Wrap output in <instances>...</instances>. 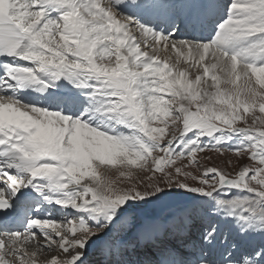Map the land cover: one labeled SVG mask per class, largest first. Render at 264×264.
<instances>
[{
  "label": "snow or ice",
  "instance_id": "obj_1",
  "mask_svg": "<svg viewBox=\"0 0 264 264\" xmlns=\"http://www.w3.org/2000/svg\"><path fill=\"white\" fill-rule=\"evenodd\" d=\"M0 264H264V0H0Z\"/></svg>",
  "mask_w": 264,
  "mask_h": 264
},
{
  "label": "rangeland",
  "instance_id": "obj_2",
  "mask_svg": "<svg viewBox=\"0 0 264 264\" xmlns=\"http://www.w3.org/2000/svg\"><path fill=\"white\" fill-rule=\"evenodd\" d=\"M204 156H211L212 159L210 161H204V160H201V163H206L207 166L211 167V166H218L222 169H224L225 171L227 172H232L234 171L233 168H229L225 165V161L227 160H231L232 161V164L233 165H243V164H246L248 163L247 161V158H245L244 160H237V158L232 155V154H228V155H225V156H217V154L213 151H209V152H206L204 154H202ZM157 211V209H156Z\"/></svg>",
  "mask_w": 264,
  "mask_h": 264
},
{
  "label": "water",
  "instance_id": "obj_3",
  "mask_svg": "<svg viewBox=\"0 0 264 264\" xmlns=\"http://www.w3.org/2000/svg\"><path fill=\"white\" fill-rule=\"evenodd\" d=\"M167 210H168L167 208L157 209V211H159V212H166Z\"/></svg>",
  "mask_w": 264,
  "mask_h": 264
}]
</instances>
